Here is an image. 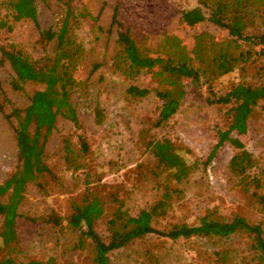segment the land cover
<instances>
[{"label": "rangeland", "instance_id": "rangeland-1", "mask_svg": "<svg viewBox=\"0 0 264 264\" xmlns=\"http://www.w3.org/2000/svg\"><path fill=\"white\" fill-rule=\"evenodd\" d=\"M39 25L25 19L13 22L6 6L0 1V19L9 26L1 28L0 44L14 42L33 59L53 54L57 37L45 41L41 31L59 30L71 6L72 32L84 46L76 62L78 83L72 101L79 124L57 117L56 128L46 143V156L53 174H46L41 184L25 185L18 204V240L11 246L0 236V264H95L92 243L80 228L68 223L76 203L98 197L104 207L99 217L87 216L82 225L91 223L103 239H108V220L120 206L137 213L161 197L169 185L173 188L171 206L166 216L156 219L158 229H167L178 222L195 223L206 212L215 218L230 220L240 215L264 230V102L248 118V129L241 135L253 153L248 170L250 190L229 167L235 147L225 142L216 147L218 131L227 127L226 103L212 102L203 74L198 80L185 83V93L177 112L166 122H155L159 98L151 89L148 95H132V84L151 87L148 75L126 76L115 65L119 46L114 11L129 29L135 43L155 56H166L165 38L176 35L183 47L193 55L194 34L208 31L218 39L230 36L208 19L188 22L201 11L208 15L199 0H37ZM248 29V34L256 33ZM242 50L257 59L245 69L236 68L223 75L215 86L218 94L234 83L264 82V57L261 46L253 37L239 39ZM261 53V54H260ZM175 56V55H172ZM15 73L6 63L0 65V183L18 165V147L12 107L28 104L33 91L43 87L29 82L24 89L13 87ZM34 125L32 126V130ZM170 137L181 145L180 154L196 162L188 177L172 180L158 167L152 143ZM64 139L71 146L73 162H66ZM86 140L88 149H83ZM4 199H8L5 197ZM55 213L63 219L55 225L43 217ZM2 217L0 216V231ZM82 238V240H81ZM252 237L246 232L228 236L192 235L177 239L152 232L126 246L110 252V264H258L252 248Z\"/></svg>", "mask_w": 264, "mask_h": 264}, {"label": "trees", "instance_id": "trees-1", "mask_svg": "<svg viewBox=\"0 0 264 264\" xmlns=\"http://www.w3.org/2000/svg\"><path fill=\"white\" fill-rule=\"evenodd\" d=\"M199 3L208 10V15L197 11V17H190L188 12H185V20L192 23L197 19L206 18L227 31L230 36L218 39L208 31H198L194 34L193 55H190L178 36L167 35L165 38L167 55L155 56L144 52L135 43L129 29L118 18L116 8L112 21L118 29L116 41L119 51L115 65L128 77L148 75L154 80L151 87L132 84L128 91L138 96L148 95L151 89L155 91L159 98L155 117L158 125L168 121L179 109L185 93V83L188 80H198L203 74L207 86L215 95L210 100L229 105L226 113L227 127L219 129L216 147L225 142L235 147L236 151L230 159L229 167L240 178L243 187L249 191L248 170L253 161V153L248 150L241 135L248 129L250 115L260 102H264V82H237L220 94L215 90V86L223 75L236 68L245 69L256 61V55H252L248 50L245 52L242 50L239 39L253 37L261 46L260 56L264 57V0H199ZM6 6L13 22L28 19L39 25L37 0H6ZM72 17L74 11L71 6H67L59 30L48 28L41 31V37L45 41L50 42L57 37L58 44L53 54L33 59L17 43L10 42L8 46L0 44V65L8 63L14 71L13 87L24 89L29 82L43 85L33 91L28 104L24 107H12L9 114L15 121L18 165L12 174L0 183L2 217L0 236L7 247L18 240V204L24 196L25 185L29 183L40 185L43 176L53 174L47 162L46 143L56 128L57 117L61 116L76 125L79 124L72 94L78 83L75 74L76 62L82 57L84 46L72 32ZM4 26H9L8 21L0 19V32ZM250 28L256 29L257 32L248 34ZM82 145L86 151L88 149L86 140L82 141ZM152 148L158 167L162 172H167L172 180L182 181L196 167V162L189 161L180 154L181 145L170 137L156 139L152 143ZM71 150L68 141L64 139V156L69 163L73 162ZM172 194L173 188L167 185L160 198L133 214L119 206L108 220L110 236L105 240L91 223L86 229L82 225L89 213L94 218L104 212L103 204L98 197L81 204L76 203L68 223L80 228L82 234L91 240L95 264H110L111 251L152 232L177 239L192 235L228 236L238 231L246 232L252 237V248L256 252L257 263L264 264L263 227L260 223L250 222L244 216L237 215L230 220H223L206 211L195 223L178 222L165 230L156 228L154 222L166 216L171 206ZM5 197L8 199H4ZM43 218L55 225L63 222L55 213ZM12 264L39 263L13 261Z\"/></svg>", "mask_w": 264, "mask_h": 264}]
</instances>
